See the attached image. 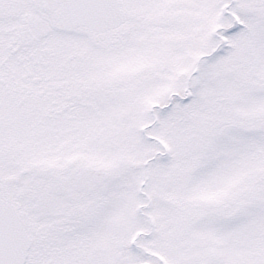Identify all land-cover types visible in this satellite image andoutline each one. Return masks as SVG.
<instances>
[{
    "label": "snow or ice",
    "instance_id": "1",
    "mask_svg": "<svg viewBox=\"0 0 264 264\" xmlns=\"http://www.w3.org/2000/svg\"><path fill=\"white\" fill-rule=\"evenodd\" d=\"M0 264H264V0H0Z\"/></svg>",
    "mask_w": 264,
    "mask_h": 264
}]
</instances>
